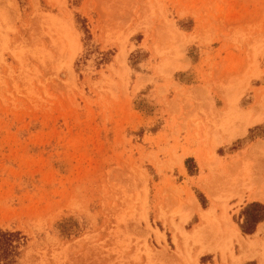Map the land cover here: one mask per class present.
I'll return each mask as SVG.
<instances>
[{
  "label": "rangeland",
  "instance_id": "obj_1",
  "mask_svg": "<svg viewBox=\"0 0 264 264\" xmlns=\"http://www.w3.org/2000/svg\"><path fill=\"white\" fill-rule=\"evenodd\" d=\"M236 109L264 112V0H0V264H264L180 231L192 196L243 235L264 215Z\"/></svg>",
  "mask_w": 264,
  "mask_h": 264
},
{
  "label": "bare ground",
  "instance_id": "obj_2",
  "mask_svg": "<svg viewBox=\"0 0 264 264\" xmlns=\"http://www.w3.org/2000/svg\"><path fill=\"white\" fill-rule=\"evenodd\" d=\"M231 110H233V109H231ZM231 110H230V113H231ZM245 112L246 113H244L243 111H241L239 109H236V111H234L232 115H234V118L236 116V117H238V119L244 120L245 121V126L249 125V124H252L254 122H260V121L264 120V112L261 113V114L259 113L255 117H250L249 116L250 113L247 114V111H245ZM229 119H231V118H229ZM247 171L244 173L245 175H248ZM236 179H237V177L233 178V180H236ZM211 194L214 197V200L216 201L215 193L213 191H211ZM192 201H193V203L195 202V198L193 196H192ZM197 209H198V207H197ZM198 211L200 212V217H201L200 225L195 227L194 230H192L190 233H186L183 229H181L180 231H181V236L183 238H185L186 240L188 238H190V237H193L199 243H201L202 244L201 245L202 251L210 249L208 246H206V244H204V242H202V238H203V236H205L206 232L210 233V235L214 239V241H217V240H220V242L222 241V244L220 243V244H218L216 246L217 249L218 248L223 249L225 246H227L230 243V241H231L233 236H235V235H236L235 237L239 236V230H238V227L236 226V224L231 222V220H225V219H221L222 217L221 218L217 217V215H216V213H215V211L213 209L203 210V209L200 208V209H198ZM185 217L186 216H183L184 220H186ZM223 221H226V222H223ZM210 247H211V245H210ZM216 248H213V249H216ZM245 256H247V254ZM242 258H241V256H240V258L237 257L236 262L240 263Z\"/></svg>",
  "mask_w": 264,
  "mask_h": 264
},
{
  "label": "crops",
  "instance_id": "obj_3",
  "mask_svg": "<svg viewBox=\"0 0 264 264\" xmlns=\"http://www.w3.org/2000/svg\"><path fill=\"white\" fill-rule=\"evenodd\" d=\"M264 121V120H263ZM261 122V121H260ZM256 123H258V122H254L253 124H251V125H249L248 127H250V126H252V125H255ZM247 127V128H248ZM258 143V142H257ZM258 146H262V144H260V145H258ZM253 191H255V190H253ZM210 192V191H209ZM248 192V194H247V197H248V200H250L249 202L250 203H256V205H261V206H263L264 207V188H262V189H260V190H258L257 192H254V193H252V195H251V197H250V194H251V192L252 191H247ZM195 198V197H194ZM240 199H242L241 198V196H239V199L238 200H240ZM194 207H196V209H197V207H198V209H203V210H208V209H204V208H202L201 207V205H200V203L198 202V200L195 198V202H194ZM232 205V204H231ZM213 206V205H212ZM197 209V210H198ZM210 209V208H209ZM199 212V211H198ZM199 214H200V212H199ZM218 214V213H217ZM232 214V213H231ZM200 219H201V217H200ZM234 224H235V222H233ZM257 225H256V227H255V229L253 228L252 230H249V231H247V232H249V233H246L245 232V235H243L242 233H241V231H240V229H239V227H238V230H239V236L241 235L244 239H246V237H248V239L250 240V241H252V242H248L247 243V245L248 246H250V247H255L256 248V246H263L264 245V239H261L260 240V238H259V233L260 232H264V219L263 220H261V221H258V223H256ZM244 232V231H243ZM238 236V237H239ZM254 242H256V243H254Z\"/></svg>",
  "mask_w": 264,
  "mask_h": 264
},
{
  "label": "trees",
  "instance_id": "obj_4",
  "mask_svg": "<svg viewBox=\"0 0 264 264\" xmlns=\"http://www.w3.org/2000/svg\"><path fill=\"white\" fill-rule=\"evenodd\" d=\"M256 205V203H253ZM264 219V215H260L256 217V221H261ZM19 232H10V231H2L0 230V260L9 261L10 255L12 254L15 245L14 241H18Z\"/></svg>",
  "mask_w": 264,
  "mask_h": 264
}]
</instances>
